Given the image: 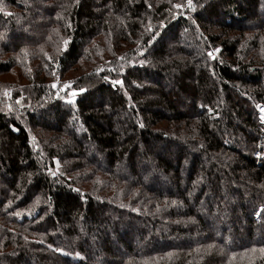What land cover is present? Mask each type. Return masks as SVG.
I'll return each instance as SVG.
<instances>
[{"label": "trees", "instance_id": "trees-1", "mask_svg": "<svg viewBox=\"0 0 264 264\" xmlns=\"http://www.w3.org/2000/svg\"><path fill=\"white\" fill-rule=\"evenodd\" d=\"M191 5L0 0V264H264V0Z\"/></svg>", "mask_w": 264, "mask_h": 264}, {"label": "rangeland", "instance_id": "rangeland-1", "mask_svg": "<svg viewBox=\"0 0 264 264\" xmlns=\"http://www.w3.org/2000/svg\"><path fill=\"white\" fill-rule=\"evenodd\" d=\"M65 47H66V41L64 42L63 50L65 49ZM209 50L211 51L213 57L214 56L215 57L218 56V54H219V48L218 47H211ZM129 55L131 56V54H129ZM50 63L52 65L51 71H54V69H55L54 62H50ZM16 72H18V71L13 69V71L8 73V74L0 75V102H2V100H3V99H1V95H3V96L5 95L6 97H10L11 96V92L14 93V91L30 94L29 93L30 87H33L32 83L30 81L25 80V79L18 78V77H16V75H13ZM58 74H59L58 77L60 79L59 78H51V81H50L51 84H49V87L51 88V90L54 91V93H53L54 96L53 97H61V96H63V99H64L63 102H70V101H72L74 99V95H73L74 91H73V88H71V87L73 86L74 83L77 84V81H75L76 78H73V77L78 74V71L76 70L75 73L70 71L68 73V75H66V76L64 75L65 76L64 78H62L61 73H58ZM116 81H118V80L117 79L112 80V82L114 84H119V83H115ZM168 83H170V82H168ZM51 96H52V94L45 95V98L47 99V98H49ZM34 101H35L34 99L28 100L27 104L31 105V104H33ZM36 102H37L36 104H38V101H36ZM3 103L5 104L4 101H3ZM4 109H5L4 113H6L8 115V117L9 116H15L16 118H20L25 113L23 107H22V109H19V107L17 108V106H16V108H14V109H17V110H11V109L7 108V106L5 104ZM255 111H257L256 108H255ZM21 114H23V115H21ZM123 115H125V114H123ZM118 118H119V116L115 117V120H117ZM22 123L26 126V128L28 127L26 119L24 117L22 119ZM116 126L119 127L118 124ZM28 129H29V127H28ZM32 131L35 132V130H32ZM259 140H260L259 146L264 149V125H263V128L261 129V136H260ZM33 144H39V140L36 137L31 138V145H33ZM162 146H163L162 143L161 144L155 143V142L151 143L152 149H155L157 147H162ZM174 149H176V148H173L172 150H174ZM258 150H260V149H258ZM188 152H191V151L188 150ZM260 153L261 152L259 151V154ZM97 156L104 157V154L102 153V155H101L98 152ZM258 157H260V156L258 155ZM205 162H206V169L209 171L210 168H209L208 162L207 161H205ZM101 166H104V162L103 161L101 162ZM125 169H126L125 164L121 163L119 171L120 172H124L123 170H125ZM176 242H180L179 239L176 240Z\"/></svg>", "mask_w": 264, "mask_h": 264}, {"label": "snow or ice", "instance_id": "snow-or-ice-1", "mask_svg": "<svg viewBox=\"0 0 264 264\" xmlns=\"http://www.w3.org/2000/svg\"><path fill=\"white\" fill-rule=\"evenodd\" d=\"M188 5H189V6H192V5H191V0H188ZM175 7H176V8H180V7H182V5L177 4V5H175ZM211 55H212V53L210 52V53H209V56L211 57ZM115 83H121V81H116ZM262 111H264V109H262ZM258 214H264V208H261L260 213H258ZM57 251H61V249H57ZM262 251H264V249H262ZM77 255H78V254H77Z\"/></svg>", "mask_w": 264, "mask_h": 264}, {"label": "built area", "instance_id": "built-area-1", "mask_svg": "<svg viewBox=\"0 0 264 264\" xmlns=\"http://www.w3.org/2000/svg\"><path fill=\"white\" fill-rule=\"evenodd\" d=\"M262 109H264L262 105L257 106L258 115L264 123V111H262Z\"/></svg>", "mask_w": 264, "mask_h": 264}, {"label": "bare ground", "instance_id": "bare-ground-1", "mask_svg": "<svg viewBox=\"0 0 264 264\" xmlns=\"http://www.w3.org/2000/svg\"><path fill=\"white\" fill-rule=\"evenodd\" d=\"M259 116V115H258ZM260 118V117H259ZM260 120H261V118H260ZM261 122H262V120H261Z\"/></svg>", "mask_w": 264, "mask_h": 264}]
</instances>
